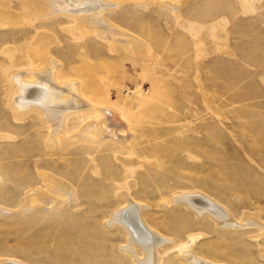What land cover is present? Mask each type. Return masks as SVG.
<instances>
[{
    "label": "rangeland",
    "instance_id": "obj_1",
    "mask_svg": "<svg viewBox=\"0 0 264 264\" xmlns=\"http://www.w3.org/2000/svg\"><path fill=\"white\" fill-rule=\"evenodd\" d=\"M22 1L0 0V135L12 136L0 139L8 195L0 200L13 209L0 218V264H134L118 248L127 233L103 224L123 206L122 192L148 205L145 220L177 242L205 232L194 245L203 257L264 264V232L255 241L257 229L219 230L169 203L200 191L232 208L234 221L264 208V0H91L107 10L47 19ZM45 50L55 84L77 90L81 115L66 118L69 134L96 121L114 138L74 144L65 136V145L38 111L14 119L11 71L35 79L30 69L44 66ZM38 171L73 185L79 205L45 217L20 211L26 188L44 189ZM171 261L186 264L175 252L163 264Z\"/></svg>",
    "mask_w": 264,
    "mask_h": 264
},
{
    "label": "bare ground",
    "instance_id": "obj_2",
    "mask_svg": "<svg viewBox=\"0 0 264 264\" xmlns=\"http://www.w3.org/2000/svg\"><path fill=\"white\" fill-rule=\"evenodd\" d=\"M22 2L34 6L32 8L36 9V14L40 15L39 18L43 19L57 16L62 12H69L72 18H77L82 14L90 15L96 13L95 10L98 9H100V15L102 12L107 10H103L102 8L105 7V4L100 3L99 1L91 0H64V4H60L57 0H23ZM46 6L49 7V9L45 10ZM106 6L111 5L106 4ZM85 27L87 26H84L81 29H84ZM35 45L36 47L40 46L39 43ZM38 58L41 60V63L44 64V66L30 69V73L35 76V79L25 78L24 73L17 71V69L11 71L12 80L15 84V92L13 96L14 119H19L21 115L28 112L38 111L49 124V127L51 128V135L64 140L65 145L68 144L67 138H65V136L71 137L70 139H73L71 141H75L74 144H76L79 142L81 143V141L84 140H87L89 143L98 140L99 143V140H104L105 133L111 136L114 135L110 134L111 132L109 133L108 131L99 129L96 124L97 122L94 120L93 121L96 123L90 122L92 125L89 123L88 127L81 128L79 124V126H76V128L79 130H76L77 132L75 131L73 135L69 134V131H67L65 128L66 120L68 121L66 118L71 112H74L75 116L79 118V115L81 114L78 112L82 109H78L79 102L76 99L77 90L72 91L75 92L74 94H76V96H74L68 89H72V87H74V82L72 81L73 83H66V85L62 83L64 87L56 85V72L54 66L57 64L55 65V62L50 58V55L47 54L46 50L44 53L40 54ZM26 72L28 71L26 70ZM68 90L70 95L65 94V92H68ZM77 98L80 97L78 96ZM114 136L112 137L114 138ZM1 138H12V136L0 135V139ZM38 172L41 175L43 182L41 188L44 187V189L40 191L39 185L26 188V190L23 192L22 200L19 203H15L20 211L27 215L26 213H32L36 210H39L40 213L37 214L45 217L46 215L51 216L50 214H53V210L60 209L62 204L73 203V207H77L79 205V201L77 200L78 193L73 185L70 186V184L61 182L60 179L50 177L43 171ZM1 183L2 175L0 174V185ZM50 188H54V192H48V189ZM191 192L192 191H184L180 194L174 195L170 199L169 203L173 207H183L186 211L195 216L194 218L196 219L202 220L209 218V220H212L215 227L219 230H230L231 232L238 231L239 234H251L252 230L257 229L255 234L249 236V239L255 241L259 240L257 239L258 234H262L261 232H264V208H261L259 211L254 210L252 213H243V218H241V221H234L232 218H230V216H235L233 209L231 208L230 210L226 208L227 205L225 203L224 204L226 206L216 199H211L213 200L211 201L205 197L204 193V196L201 195L202 192L200 191ZM125 193L126 192H122V194H119L123 199V206L109 212L108 217L103 222V224L105 227L117 225L127 233L126 238L124 239L125 242L118 245V248H120L122 252H125L126 254L128 253L134 264H163L164 257L173 252L176 253L177 257H181L182 259L186 260V264H227L226 261L230 260L228 257L227 260H210L203 257L198 251L195 250L194 245L196 244V241L199 240V238L206 236L205 232H190L182 241L179 242L175 241L172 236L167 234L165 235L159 231L158 227L153 225V222L151 223L150 220H145L146 216L143 217V212L145 213L148 205H142L141 203L134 201V199L132 200L129 194ZM6 196L8 195H5V191L0 188V199L5 198L8 200ZM45 198L51 200L53 199L54 205H52L51 208L49 206H45L46 203L43 204L42 200ZM259 199L264 200V194L259 195ZM246 203L249 204L248 202ZM248 206L249 205H239L237 207H241L242 210H246L248 209ZM11 207L4 206V203L2 200H0V218L10 213L13 210ZM157 207L164 206L157 204ZM262 211L263 214H261ZM135 247H139L141 250L138 255ZM212 251L213 254L219 256L220 250L214 249ZM174 263L176 264V261H171L168 264ZM7 264L29 263H26L21 259L9 258Z\"/></svg>",
    "mask_w": 264,
    "mask_h": 264
}]
</instances>
